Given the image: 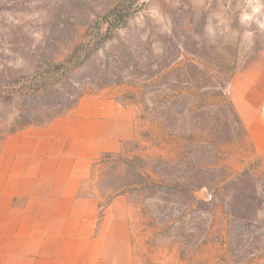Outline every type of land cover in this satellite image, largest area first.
I'll return each instance as SVG.
<instances>
[{"label":"rangeland","instance_id":"374dc122","mask_svg":"<svg viewBox=\"0 0 264 264\" xmlns=\"http://www.w3.org/2000/svg\"><path fill=\"white\" fill-rule=\"evenodd\" d=\"M257 2L0 0V152L84 98L112 102L134 136L83 194L127 198L135 264H264Z\"/></svg>","mask_w":264,"mask_h":264},{"label":"crops","instance_id":"0c3cea01","mask_svg":"<svg viewBox=\"0 0 264 264\" xmlns=\"http://www.w3.org/2000/svg\"><path fill=\"white\" fill-rule=\"evenodd\" d=\"M133 136L130 112L95 98L9 136L0 152V264H135L127 198L102 206L83 194L93 164Z\"/></svg>","mask_w":264,"mask_h":264},{"label":"clouds","instance_id":"9594fccd","mask_svg":"<svg viewBox=\"0 0 264 264\" xmlns=\"http://www.w3.org/2000/svg\"><path fill=\"white\" fill-rule=\"evenodd\" d=\"M257 5H258L257 7H254V8H253V13H255V14H260V13H261V8L264 7V4H261V3L259 2V0H258ZM260 27H261V28H264V23H262V24L260 25Z\"/></svg>","mask_w":264,"mask_h":264}]
</instances>
